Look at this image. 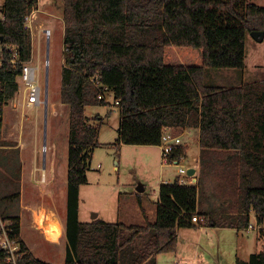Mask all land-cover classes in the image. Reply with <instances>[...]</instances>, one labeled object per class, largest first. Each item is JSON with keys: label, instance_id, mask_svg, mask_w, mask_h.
Wrapping results in <instances>:
<instances>
[{"label": "trees", "instance_id": "16d2710c", "mask_svg": "<svg viewBox=\"0 0 264 264\" xmlns=\"http://www.w3.org/2000/svg\"><path fill=\"white\" fill-rule=\"evenodd\" d=\"M62 6L66 64L60 99L70 126L65 264H158L159 254L176 252L180 228L246 230L252 213L264 226V79L230 88L205 84L207 69L246 68L247 37L264 31V7L252 0H62ZM38 7L39 0H3L0 6V116L18 92L24 64L33 60L28 23ZM10 47L18 53L15 63ZM107 92L121 108L118 145L160 146L167 127L197 128L203 156L229 152L241 172L238 212L215 219L200 211L201 187L177 179L160 186L154 221L142 209V226L82 222L81 187L101 146L103 120L89 118L86 109L105 106L100 96ZM2 129L0 119V141ZM186 156L180 146L171 158ZM20 195L18 189L6 197ZM1 214L21 245L17 264H49L22 240L20 216L3 208ZM194 217L205 226L193 223ZM6 257L0 248V264ZM235 264H264V248Z\"/></svg>", "mask_w": 264, "mask_h": 264}, {"label": "rangeland", "instance_id": "374dc122", "mask_svg": "<svg viewBox=\"0 0 264 264\" xmlns=\"http://www.w3.org/2000/svg\"><path fill=\"white\" fill-rule=\"evenodd\" d=\"M252 2L264 7V0ZM2 3L3 0H0V6ZM39 9V18L47 22L45 29H49L51 35L43 37L40 52L36 39L34 65L40 68L39 79L43 97L47 80L49 83V118L46 125L45 106L42 105L44 109L39 111L41 119L37 128L36 110L31 109L38 107H29L21 95L17 96L18 93L4 105V115L0 116L3 122L0 141V214L1 208L9 214L23 210L18 198L6 197L17 193L19 189L17 178L20 171L12 162L22 159L37 162L40 184L47 182L44 174L46 170L48 174L58 177V185L55 188L59 191L55 196L56 207L61 215L67 212L70 126L68 110L61 104L60 99L62 71L66 64L62 0H39ZM246 55V68L243 70L207 69L205 84L230 88L264 79V40L258 42L248 34ZM105 98V106H90L86 109L89 118L102 117L103 120L99 137L101 146L93 152L87 172L88 182L81 187L80 219L83 222H91L95 214L102 212L110 222L142 226L146 223L142 209L147 210L151 221L156 219L154 210L157 211L161 181L175 182L180 167L177 164L163 165L159 146L118 145L121 108L116 105L112 92H107ZM175 134L182 136L181 140L188 147L187 157H184L180 165L186 169L194 168L199 157L198 136L196 137L194 132H183L181 129ZM226 155L219 152L206 154V162L202 160L200 165L201 181L196 184L201 187L198 209L210 212L215 219L233 216L238 212L241 172L239 168L234 167V161L224 163ZM140 184H144L146 188L140 193L141 197L136 194ZM49 185L48 179L45 186ZM29 196L34 197L32 191ZM46 199L53 204L54 198ZM220 232H211V245H207L205 252H200L199 264H235L237 258L249 259L252 253L260 251L253 241L241 235L237 238L238 230L223 229V238H220ZM23 234L26 241L34 243L32 251L37 259L49 264H65L66 254L63 247L46 244L30 233L25 234V231ZM251 234L255 235L256 232ZM172 257L161 253L157 256L158 264H174ZM181 261L192 264L193 256L186 255Z\"/></svg>", "mask_w": 264, "mask_h": 264}, {"label": "crops", "instance_id": "0c3cea01", "mask_svg": "<svg viewBox=\"0 0 264 264\" xmlns=\"http://www.w3.org/2000/svg\"><path fill=\"white\" fill-rule=\"evenodd\" d=\"M39 10L40 9L38 7V10H36L33 13L34 14L33 19L31 21L29 20V23H28L29 28L31 29V32H32V37H33V61L34 62H35V42H36V39L39 42L38 43V45H39L38 49L40 52L41 41L43 40V37H44L41 30H43L47 27V22L45 20H40V18H39V13H40ZM48 97H49V93H48ZM45 98L47 100L46 91H45ZM41 106H39L38 109H31L32 111L36 110L35 111V113H36L35 124H36L37 128L39 127L40 119H41L39 111L41 110V108L42 109L45 108V107L43 108V106L42 107ZM44 106H45V104H44ZM43 118H44V115L42 117V120H43ZM48 118H49V112H48ZM182 131L183 132H185V131L194 132V135H196V137L198 136V142H199V155L198 156L199 157H198L197 164L194 167L195 177H196L197 184H198V181L200 180L199 178H200L201 162H202V160L203 161L205 160V162H206V157H204L202 155V150L200 147V129L194 128V129H185ZM176 132H177V130L174 129V133H176ZM146 147H151V146H146ZM186 149L188 152L187 146H186ZM214 152L215 151L211 150V151H208L207 153H205V155L208 153H214ZM217 152H219L221 154L226 153L227 155H226V158L224 159V161H225L224 163H230L229 159L227 158V156L229 155V152H227V151H217ZM12 163H15L16 168L20 171L19 172V176H20L19 177V183H20L19 189H20V194H21L20 195V198H21L20 201H21V206H22L23 210H21V212L18 211V213L16 211V213H13V215L20 216L22 240L24 241L26 246L29 248V250L33 253L32 245H34V243L32 241H26V239H24L23 233L25 231V234L30 233V234L36 236V238L38 240H42L46 244L55 245L57 247H63L65 250V254H66L68 242H67V237H66L65 221H66L67 212L65 215H61L59 213L57 207H56L57 205H56V200H55L56 194H59V191H57L55 189L56 186L58 185V183H57L58 177H56L55 175H52L51 173L48 174V172L46 170L44 173L45 177H46V181L48 182V179H49V183H50L49 187H46L45 184L47 182H45V184H40V180H39L40 177H39V173H38L39 169L37 168V162H35L33 160L27 161V160L22 159V160H18L17 162H12ZM43 169L45 170V167ZM48 175L50 176V178H48ZM177 179H178V177H177ZM60 183H62V182H60ZM166 183H173V182L164 181V180L161 181V185L166 184ZM139 187H143L144 191L146 190L144 184H140ZM31 191L34 195L33 198L31 196H29V193ZM140 193L141 192H138V190H137L136 194L141 197L142 195ZM46 197H48L49 199H52V200L54 198L53 204L49 203V201L46 199ZM140 201H142V200H140ZM42 209L46 210L47 215H51L52 220L58 221V223L60 224V226L62 228V234H61V237L59 238V240H54V239L50 238L45 233L44 228L38 227L39 225L36 222L35 215L37 212H40ZM66 210H67V208H66ZM145 211L147 212L146 209H145ZM154 212H156V211L154 210ZM147 214H148V212H147ZM79 215H81V208L79 211ZM96 216H97L96 219H102L104 221L110 222L109 218L106 215H104L102 212H99V214H96ZM251 218H252V224H254V225L257 224L256 216L253 213L251 214ZM94 220L95 219H93L92 221H94ZM223 229H232V228H224V227H218V226H214V225H209V226H205V227H196V228H180V229H178L177 250L174 253H167V254L173 256L172 260H174V264H176L177 262H182L181 258H184L186 255L193 256V262L192 263H198V260H199L200 255H201L200 252H205L206 247L211 245L210 244L211 243L210 236L213 235L212 234L213 231H216V232L221 231L220 232V238H223V235H224V233L222 232ZM232 230L236 231L238 229H232ZM238 231L239 232L236 233L237 238H240L242 236L247 240L253 241L255 243V245L259 248L257 250L261 251L264 248V236H262L263 233L261 232L262 229H253V230L246 229V230H238ZM240 232H243V234H240ZM244 232L246 233V235H244L245 234ZM251 232H256V234L253 235V234H251ZM260 251H256V253H259ZM252 254H255V253H252ZM250 256H249V258H250ZM241 260L247 261L248 259H241Z\"/></svg>", "mask_w": 264, "mask_h": 264}, {"label": "built area", "instance_id": "2783aa9c", "mask_svg": "<svg viewBox=\"0 0 264 264\" xmlns=\"http://www.w3.org/2000/svg\"><path fill=\"white\" fill-rule=\"evenodd\" d=\"M30 20V19H29ZM42 34L44 36L50 37L51 31L49 29H43ZM9 50L14 52L13 54V63L16 62L18 57L17 50L13 47H10ZM39 66L34 65V61L26 62L23 67V72L19 77V88L17 96H22L26 101L29 107H39L45 104L46 98L43 97V89L40 85L39 79ZM105 94H102L100 98H105ZM116 105H119V102H115ZM180 135H176L174 133L173 128H165L163 130L161 145L159 146L161 149L162 155V163L166 164H177L179 165V183L181 185H195L197 184V180L194 175H189V169L184 168L180 165V162L185 159L182 157L180 160L172 159L171 156L180 146H185L183 141L181 140ZM193 223H197L200 226H205V220L203 218L194 217L192 219ZM249 230L253 229H264V226H260L258 224H250L248 227ZM11 228L10 223L5 222L0 217V248L6 253L7 257L5 261L1 264H17V258L20 256L21 245L18 241L11 238L10 236ZM176 264H191L189 262H177ZM198 264V263H192Z\"/></svg>", "mask_w": 264, "mask_h": 264}, {"label": "bare ground", "instance_id": "6f19581e", "mask_svg": "<svg viewBox=\"0 0 264 264\" xmlns=\"http://www.w3.org/2000/svg\"><path fill=\"white\" fill-rule=\"evenodd\" d=\"M36 222L38 227L44 228L47 236L54 240H59L62 234V228L58 221L52 220L51 215H47L45 209H42L40 212H37L35 215Z\"/></svg>", "mask_w": 264, "mask_h": 264}, {"label": "water", "instance_id": "95a60500", "mask_svg": "<svg viewBox=\"0 0 264 264\" xmlns=\"http://www.w3.org/2000/svg\"><path fill=\"white\" fill-rule=\"evenodd\" d=\"M251 35L253 36V38L255 40H257L258 42H262L264 40V31H255V32H252ZM48 63H49V59L47 60ZM48 80H47V85H46V97H47V100L45 102V123L47 125V121H48V93H49V86H48ZM189 175H194L195 174V169L194 168H191L189 170ZM138 192H143L144 191V188L143 187H138ZM96 214L94 216V219H96Z\"/></svg>", "mask_w": 264, "mask_h": 264}]
</instances>
